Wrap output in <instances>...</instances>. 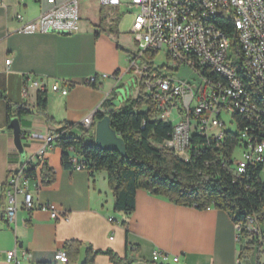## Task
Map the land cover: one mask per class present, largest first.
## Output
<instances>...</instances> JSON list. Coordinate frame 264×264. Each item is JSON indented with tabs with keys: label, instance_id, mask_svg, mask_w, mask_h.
I'll return each instance as SVG.
<instances>
[{
	"label": "crops",
	"instance_id": "0c3cea01",
	"mask_svg": "<svg viewBox=\"0 0 264 264\" xmlns=\"http://www.w3.org/2000/svg\"><path fill=\"white\" fill-rule=\"evenodd\" d=\"M48 8L46 0H0V210L9 204L10 173L37 165L45 138L60 124H82L88 116L105 112L104 103L122 98L118 91L133 77L128 78V67L134 55L121 23L115 26L116 34L110 33L111 24L99 18L81 22L80 31L68 36L17 32L18 15L33 21ZM104 75L110 78L103 79ZM92 77L98 78L96 86H87ZM35 80L48 82V115L55 124L36 114L39 91L30 86ZM54 82L68 87L69 94L52 92ZM8 106L33 112L20 119L26 151L23 165L9 129ZM123 107H114L115 112ZM97 122L94 118V125ZM61 159L62 151L56 146L45 155L44 163L56 178L48 187L42 185L41 173L39 184L31 181L32 211L24 208V197L18 196L15 229L0 218V264H8L7 254L16 249L22 264L54 262L55 254L66 252L69 242H79L81 247L76 261L68 264H82L88 249L112 251L122 259L136 260L135 264H154L156 250L170 255L166 264H243L238 228L227 213L176 206L146 191L137 192L133 214L118 213L106 173L65 169ZM47 204L57 207L58 219L42 209ZM130 246L138 249L137 254H130ZM95 264L111 262L100 254Z\"/></svg>",
	"mask_w": 264,
	"mask_h": 264
},
{
	"label": "built area",
	"instance_id": "2783aa9c",
	"mask_svg": "<svg viewBox=\"0 0 264 264\" xmlns=\"http://www.w3.org/2000/svg\"><path fill=\"white\" fill-rule=\"evenodd\" d=\"M81 0H46L49 8L37 19L26 21L18 15L20 34H59L73 35L80 31ZM102 7L134 10V21L131 34L135 37L138 53L130 60V71L137 77L139 86L152 101L153 119L164 123H172L173 130L168 139L157 145L159 149L173 151L183 161H190L191 150L197 147L192 143L195 135L211 138L220 144L225 138L224 115L231 116L236 122L240 118L246 122L241 130L242 148H245L243 159L234 158L235 175L246 174L250 166L264 163V110L252 104L246 98L244 88L235 78L233 65L250 68L255 82L264 87V0H96ZM208 12L228 13L233 16V25L203 26L200 17ZM223 30L236 31L238 51L242 58L240 64L226 56V39ZM165 49L172 68L163 66L156 69L149 61ZM7 66L11 61L6 62ZM192 68L202 79V85L195 91L187 82L175 78L173 73L180 67ZM216 71L229 73V80L216 78ZM103 79L110 78L107 75ZM97 77L90 78L85 84L96 86ZM32 88L47 93L46 80L32 81ZM51 91L63 96L69 94V88H61L59 82H54ZM97 113V112H96ZM95 113V114H96ZM95 114L88 116L82 123L86 129L95 128ZM177 114L175 118L174 115ZM173 120V121H172ZM221 130L214 133V130ZM59 135L50 133L45 138L37 155V174L22 177L21 169L10 173L7 188L9 204L5 210H0V218H5L11 228L16 227L18 196L24 197L23 206L32 211L35 208L34 195L29 191L32 180L40 183V173L44 157L55 146ZM241 148V147H240ZM72 170L88 171L84 162L75 157L71 160ZM51 213V218L58 219L57 207L53 204L42 206ZM112 221V220H110ZM252 223V222H251ZM240 239L241 226H237ZM254 232H259L254 228ZM131 255L138 249L129 247ZM24 254V257H27ZM170 255L156 250L152 255L154 264H166ZM179 258H173L177 263ZM57 264H68L69 257L65 251H58L54 256ZM8 264H22L17 256V249L7 254Z\"/></svg>",
	"mask_w": 264,
	"mask_h": 264
},
{
	"label": "trees",
	"instance_id": "16d2710c",
	"mask_svg": "<svg viewBox=\"0 0 264 264\" xmlns=\"http://www.w3.org/2000/svg\"><path fill=\"white\" fill-rule=\"evenodd\" d=\"M101 21L104 22V19ZM116 25L118 23L111 24L110 33H117ZM226 33L236 53V33L233 30H226ZM232 67L243 81L252 102L264 110V87L250 78L242 67L233 64ZM104 106L106 111H98L95 120L110 117L111 128L124 141L127 158H122L118 152L103 151L87 140L92 129H86L82 124L63 123L55 131L59 135L55 146L62 151L63 168L72 169L71 160L79 157L91 174L106 173L115 198L114 209L118 213H134L138 191H146L180 207L223 211L235 225L241 226L240 240L247 241L240 257L255 256V264H264V183L261 180L264 163L250 166L241 177L235 175L234 153L242 147L240 132L246 125L244 120L237 118L238 132H225L220 144L211 138L193 136L192 143L198 147L196 151L191 150L190 161L185 162L173 151L157 148L168 139L173 124L153 119L152 101L147 96L137 100L129 98L124 107L116 112L114 100L105 102ZM30 114L33 112L26 107L8 106V125L11 119H21ZM36 114L55 124L48 115L47 93H38ZM26 173L28 176L36 174L33 167L28 168ZM55 178L54 170L44 163L41 169L42 185L51 186ZM254 228L259 234L254 232ZM80 247L79 242L65 245L70 261H76ZM100 254L107 255L111 264L136 263L132 258H120L112 251L93 252L88 249L82 264H95V258Z\"/></svg>",
	"mask_w": 264,
	"mask_h": 264
},
{
	"label": "rangeland",
	"instance_id": "374dc122",
	"mask_svg": "<svg viewBox=\"0 0 264 264\" xmlns=\"http://www.w3.org/2000/svg\"><path fill=\"white\" fill-rule=\"evenodd\" d=\"M80 14H81V22L82 23H90L95 19L101 20L104 19L106 24H115L121 23L123 26L124 31L128 34L131 54L136 55L138 53V46L135 43V37L131 34L132 26H133V17H134V10L126 7L118 8H111V7H102L96 0H81L80 1ZM132 22V23H131ZM228 55L232 60L240 64L242 62V58L238 56L232 48L229 49ZM143 63H151L156 69L162 68L163 66L172 68V62L168 61L165 55V49L160 52L154 60H148L146 58L143 59ZM130 67H128L129 69ZM167 74L173 73L175 78L179 79L180 81L187 82L195 91L199 90L202 85V79L199 75L190 67H180L177 72H169L165 69L164 71ZM132 72L129 74L128 78L131 77ZM122 94V98L116 99L114 101L115 107H119L121 104H125L123 99L134 98L137 100L141 96H145L146 93L139 86L138 79L133 75L128 85L121 88L118 91ZM126 102V101H125ZM177 114L174 115L175 118ZM223 120L225 122L224 132H238V124L237 122L229 115H224ZM173 121V120H172ZM221 130L217 129L214 130V133H219ZM87 140H90L95 143V128L92 129L90 136H88ZM245 148H238L235 150L234 158L236 161H241L243 159ZM79 158V157H78ZM104 173V172H98ZM261 180L264 183V170L261 174ZM247 241L240 240V244L242 247H245ZM264 250V247H263ZM241 255V249H240ZM243 264H255V256H245L242 259ZM264 260L262 259V262Z\"/></svg>",
	"mask_w": 264,
	"mask_h": 264
},
{
	"label": "water",
	"instance_id": "95a60500",
	"mask_svg": "<svg viewBox=\"0 0 264 264\" xmlns=\"http://www.w3.org/2000/svg\"><path fill=\"white\" fill-rule=\"evenodd\" d=\"M110 122V117L107 116L95 124V146L106 152H118L122 158H127L124 141L111 128ZM9 129L13 132L14 146L20 154L21 164L23 165L26 151L23 145L24 137L18 117L11 119Z\"/></svg>",
	"mask_w": 264,
	"mask_h": 264
},
{
	"label": "bare ground",
	"instance_id": "6f19581e",
	"mask_svg": "<svg viewBox=\"0 0 264 264\" xmlns=\"http://www.w3.org/2000/svg\"><path fill=\"white\" fill-rule=\"evenodd\" d=\"M218 23H222L223 25H233V16H229L228 13H217V12H208V14H205V16L200 17V24L203 26H216ZM236 33V31H235ZM223 37L226 39V46L231 47V41L230 38L227 36L226 30H223ZM232 48V47H231ZM230 48H226V56L228 55V51ZM243 71L248 74L250 78L255 80L254 75H251L250 68L242 67ZM235 78H238L239 85H241L242 88H244L246 98L250 99L252 101V98L250 97L248 91L246 90L243 81L239 78L237 73L234 71ZM216 77L223 80H229V73L223 72V71H216ZM252 104L256 106L253 102ZM95 118V117H94ZM30 168V167H29ZM28 169V168H27ZM27 169L21 170V176L22 177H30L26 173ZM34 172L37 174V167L33 168Z\"/></svg>",
	"mask_w": 264,
	"mask_h": 264
}]
</instances>
